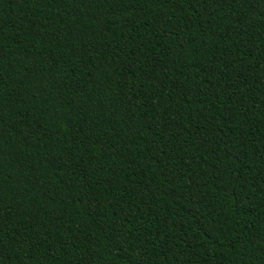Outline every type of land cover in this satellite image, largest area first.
Returning a JSON list of instances; mask_svg holds the SVG:
<instances>
[{
    "label": "trees",
    "instance_id": "obj_1",
    "mask_svg": "<svg viewBox=\"0 0 264 264\" xmlns=\"http://www.w3.org/2000/svg\"><path fill=\"white\" fill-rule=\"evenodd\" d=\"M0 264H264V0H0Z\"/></svg>",
    "mask_w": 264,
    "mask_h": 264
}]
</instances>
